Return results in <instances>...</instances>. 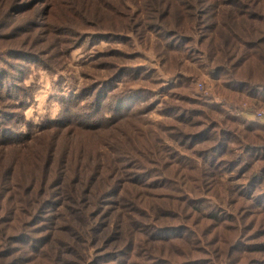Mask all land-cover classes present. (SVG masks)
Masks as SVG:
<instances>
[{"label":"rangeland","instance_id":"1","mask_svg":"<svg viewBox=\"0 0 264 264\" xmlns=\"http://www.w3.org/2000/svg\"><path fill=\"white\" fill-rule=\"evenodd\" d=\"M222 1L203 41L201 24L174 40L113 33L116 0H0V79L11 82L0 99L16 114L0 116V217L24 214L31 180L52 187L68 172L95 192L92 227L121 221V238H135L114 264H264V0ZM139 4L125 3L141 17ZM59 16L67 30H53ZM181 20L158 17L164 29ZM9 129L20 138L7 143ZM104 184L118 196L97 197ZM55 234L33 264L102 256Z\"/></svg>","mask_w":264,"mask_h":264},{"label":"trees","instance_id":"2","mask_svg":"<svg viewBox=\"0 0 264 264\" xmlns=\"http://www.w3.org/2000/svg\"><path fill=\"white\" fill-rule=\"evenodd\" d=\"M129 1L132 4L137 5L140 11L141 17L133 16L129 8L125 3ZM229 5L234 4V0H226ZM223 1L222 0H116V5L110 7V12L117 14L119 17H110V23L108 24L109 31L120 33H152L159 35L162 32L168 34L170 40L178 38V33H188L193 30L194 27H198L201 24L202 28L199 30L204 33L201 35L203 41L213 39L214 33L218 26L219 12L215 10L219 9ZM34 3L29 2L26 6L21 7L19 13L24 8H33ZM127 12V13H123ZM68 13L72 12V6L68 7ZM232 13V12H231ZM160 14L163 16H173L181 18L179 22L172 23L169 29H164L162 25L158 23V17ZM237 17L236 13H232ZM48 16V15H47ZM74 16L78 19L77 23L85 22L79 18L77 11H74ZM244 23L247 21L241 19ZM103 21L93 20V27L97 28L102 26ZM208 24V25H207ZM53 30H67L65 27V19L59 16L57 21V27ZM230 37L236 41H242L235 30L230 29ZM186 46L193 45V39L191 36H187V39L180 38ZM264 45V44H263ZM236 53V52H234ZM233 53V54H234ZM7 71L3 79H0V96L7 97V93L3 91L5 83L10 78ZM9 83L10 79H9ZM4 92V93H3ZM2 98V99H3ZM11 100V97H8ZM14 104L10 101H2L0 99V108L7 110L10 113H4L0 111V116L5 120L14 119L16 114L14 111H9L14 108ZM6 114L2 116L3 114ZM9 114V115H8ZM7 134V143L13 142L20 138V134L17 131L9 129ZM1 143V142H0ZM39 156L37 161H39ZM36 161V162H37ZM48 178L51 170L47 169ZM68 172L62 175V178L52 187L45 186L40 183L38 186L32 180L23 187V192L26 195L27 208L23 212V215L15 214L10 215L7 218L0 217V264H33L34 252L37 250L43 251V248L51 243V239L57 238L58 232H64L73 246H83L87 249L89 246L98 244L100 247V256L93 264H99L100 261L110 260L114 264L119 255L129 251L128 249L134 244V237L126 241L121 238V230L123 229V223L118 221L116 224L102 225L101 229L92 227L95 224V216L92 215V211H99L96 205L95 192L92 191L90 184L85 183L80 178H75L74 181H65L67 179ZM50 181L46 178V182ZM44 182V183H46ZM19 184V183H17ZM16 184V185H17ZM106 186V190H99L97 197L106 196L105 198L117 197L119 187L115 185H102ZM13 190L20 194L21 188L12 187ZM38 195L41 197L38 198ZM103 204V202L101 201ZM4 209L0 204V210ZM15 212H11L14 214ZM106 220H109L110 216H106ZM21 230V232L19 231ZM49 234L46 238L31 237L32 234ZM56 235V236H55ZM69 243L66 246L69 247V254L74 252V247ZM122 245L121 250H117L118 246ZM113 250V251H112ZM41 260L48 261V257H45V252L39 254ZM80 264H84L83 258L79 259ZM58 261L63 259L58 258ZM189 264V263H188Z\"/></svg>","mask_w":264,"mask_h":264}]
</instances>
